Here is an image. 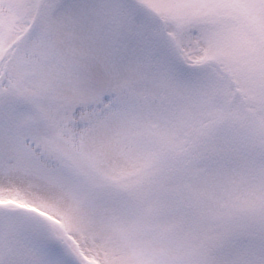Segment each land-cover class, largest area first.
<instances>
[{"label":"snow or ice","instance_id":"obj_1","mask_svg":"<svg viewBox=\"0 0 264 264\" xmlns=\"http://www.w3.org/2000/svg\"><path fill=\"white\" fill-rule=\"evenodd\" d=\"M0 264H264V0H0Z\"/></svg>","mask_w":264,"mask_h":264}]
</instances>
